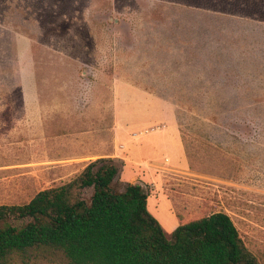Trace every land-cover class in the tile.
<instances>
[{"label":"rangeland","instance_id":"obj_1","mask_svg":"<svg viewBox=\"0 0 264 264\" xmlns=\"http://www.w3.org/2000/svg\"><path fill=\"white\" fill-rule=\"evenodd\" d=\"M170 4L46 0L0 20V205L113 152L122 180L150 185L167 233L170 214L180 224L224 211L264 264V23L222 26ZM224 35L245 57L231 75ZM171 119L182 154L147 143ZM10 264L67 263L40 248Z\"/></svg>","mask_w":264,"mask_h":264},{"label":"trees","instance_id":"obj_2","mask_svg":"<svg viewBox=\"0 0 264 264\" xmlns=\"http://www.w3.org/2000/svg\"><path fill=\"white\" fill-rule=\"evenodd\" d=\"M33 2L43 9L46 0H0V20L14 22L18 9L30 14ZM169 2L173 11L200 12L222 26L221 19L264 23V0ZM220 44L221 72L237 73L245 57L226 35ZM123 167V159L99 157L71 181L42 189L27 203L1 204L0 264L40 248L67 264H260L224 211L181 222L167 233L148 208L150 185L122 180ZM87 189L89 198L83 196Z\"/></svg>","mask_w":264,"mask_h":264},{"label":"crops","instance_id":"obj_3","mask_svg":"<svg viewBox=\"0 0 264 264\" xmlns=\"http://www.w3.org/2000/svg\"><path fill=\"white\" fill-rule=\"evenodd\" d=\"M168 123H169L168 125L164 124L163 127H160L158 129V131H160V132L164 130L162 133H159L160 134L158 136V137H160L159 141H157V140H155V141L149 140V141H147V143L152 144L154 142H157L159 147L162 146V145L167 146V147H171L172 149L174 148L175 150L181 152V154H182L183 153V148H182V140H181L180 131L176 127L174 121L172 122V119ZM158 131H155V132H158ZM104 156L116 157V156H119V155L112 152V153L104 155ZM122 158H124V157H122ZM125 162H126V165L128 166V162L129 161L126 160ZM150 197L151 196H149V198H148V208H149V210H151L150 209V202H151V198ZM154 209L157 210L156 207H154ZM168 218L164 220V223L166 225L168 223V225L171 226V229L173 231L179 225L178 221L175 219L173 214H170V216Z\"/></svg>","mask_w":264,"mask_h":264},{"label":"water","instance_id":"obj_4","mask_svg":"<svg viewBox=\"0 0 264 264\" xmlns=\"http://www.w3.org/2000/svg\"><path fill=\"white\" fill-rule=\"evenodd\" d=\"M143 183V182H142ZM144 184V183H143Z\"/></svg>","mask_w":264,"mask_h":264}]
</instances>
